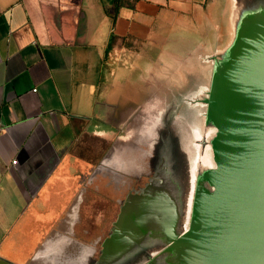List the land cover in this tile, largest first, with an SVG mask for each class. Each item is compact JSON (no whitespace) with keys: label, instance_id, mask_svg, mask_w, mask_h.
Listing matches in <instances>:
<instances>
[{"label":"crops","instance_id":"obj_1","mask_svg":"<svg viewBox=\"0 0 264 264\" xmlns=\"http://www.w3.org/2000/svg\"><path fill=\"white\" fill-rule=\"evenodd\" d=\"M230 2L0 0V264H97L156 76Z\"/></svg>","mask_w":264,"mask_h":264},{"label":"rangeland","instance_id":"obj_2","mask_svg":"<svg viewBox=\"0 0 264 264\" xmlns=\"http://www.w3.org/2000/svg\"><path fill=\"white\" fill-rule=\"evenodd\" d=\"M247 1L231 0L229 7L215 11L221 17L213 25H197V32L173 43L175 57L167 58L165 72L156 76L159 85H164L156 94L159 103L152 102L148 107L151 116L146 127L143 125L142 136L134 139L135 144L142 142L144 149L135 155L142 159L134 162V173L142 172L141 167L147 169L149 181H134L131 188L142 193L150 186L153 194L165 198L176 238L202 230L199 207L216 192L213 177L219 169V128L213 115L212 94L225 72L247 60ZM150 203L153 206L152 199ZM102 230L97 228V237L106 236ZM159 236L158 243L119 262L108 263L101 247L97 263L189 264V246H176L162 230Z\"/></svg>","mask_w":264,"mask_h":264},{"label":"water","instance_id":"obj_3","mask_svg":"<svg viewBox=\"0 0 264 264\" xmlns=\"http://www.w3.org/2000/svg\"><path fill=\"white\" fill-rule=\"evenodd\" d=\"M246 10L247 60L225 72L212 94L219 128V169L213 177L216 192L199 207L200 232L183 238L167 233L176 246H189L195 264H264V0H248ZM223 78L225 85L220 82ZM161 197L149 186L132 198L133 204L122 209L116 227L103 243L105 256L101 257L108 263L119 262L158 243L160 237L158 242L125 253L123 246L133 235L129 233L146 215H153L152 220L165 217L173 234L174 224L168 218L172 212Z\"/></svg>","mask_w":264,"mask_h":264},{"label":"bare ground","instance_id":"obj_4","mask_svg":"<svg viewBox=\"0 0 264 264\" xmlns=\"http://www.w3.org/2000/svg\"><path fill=\"white\" fill-rule=\"evenodd\" d=\"M224 80H225L224 78L220 79V82L224 84ZM156 208H158V207L156 206ZM132 210H133V208H132ZM137 210H139V209H137ZM135 212H136V210H133L132 213H135ZM143 212H146V211L143 210ZM152 216L153 215H150V216L146 215L143 218L139 219L140 225L137 224V225H139L138 228H135V230H133L129 233V234H133V235L131 238H130V236L128 237V241H127L126 245L124 244V246H123L124 250L126 251L125 253H127L129 250L131 252V250H133L135 248L146 247V246L150 245V243L158 242V239L160 237L159 235L161 234V230L163 232L168 233L170 235V237H171V235H173V234H171L172 226L165 217H160L158 220L156 217V218H153V220H152V218H151ZM137 219H138V216L136 215L134 220H137ZM159 229H160V231H159ZM157 231H159V232L157 233ZM186 258L189 261V264H193V263L195 264V262H194L195 258H194L193 252L187 253Z\"/></svg>","mask_w":264,"mask_h":264},{"label":"flooded vegetation","instance_id":"obj_5","mask_svg":"<svg viewBox=\"0 0 264 264\" xmlns=\"http://www.w3.org/2000/svg\"><path fill=\"white\" fill-rule=\"evenodd\" d=\"M144 150V149H143ZM141 169H142V174H143V181H147L148 179H149V172H148V170L147 169H145V170H143V168L141 167ZM147 170V171H146ZM147 172V173H146ZM135 181H139V179H136ZM149 181V180H148ZM140 182V181H139ZM140 194V192L139 191H137L136 193H135V190L132 188V189H130V191H129V193L127 194V196H126V203H125V206L124 207H127V204H130V202H131V199L132 198H135L137 195H139ZM132 203V202H131ZM133 204V203H132ZM123 207V208H124ZM122 213V212H121ZM121 215V214H120Z\"/></svg>","mask_w":264,"mask_h":264},{"label":"built area","instance_id":"obj_6","mask_svg":"<svg viewBox=\"0 0 264 264\" xmlns=\"http://www.w3.org/2000/svg\"><path fill=\"white\" fill-rule=\"evenodd\" d=\"M13 164L16 165L17 164V161H13Z\"/></svg>","mask_w":264,"mask_h":264}]
</instances>
